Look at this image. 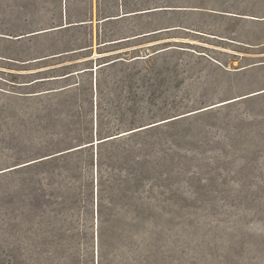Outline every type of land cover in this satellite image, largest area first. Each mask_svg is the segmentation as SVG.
Returning a JSON list of instances; mask_svg holds the SVG:
<instances>
[{
    "label": "rangeland",
    "instance_id": "rangeland-1",
    "mask_svg": "<svg viewBox=\"0 0 264 264\" xmlns=\"http://www.w3.org/2000/svg\"><path fill=\"white\" fill-rule=\"evenodd\" d=\"M113 1L0 0L3 36L38 33L19 42L0 39L1 55L34 58L0 56V264L14 263L15 215L41 200L43 176L55 163L24 165L74 146L86 133L91 99L86 76L79 90L58 96L23 92L71 83L75 76L33 88L5 80L24 81L74 63L92 66L95 60L81 62L124 51H131L126 62L103 72L99 103L108 125L166 123L128 143L134 146L128 163L151 185L152 210L147 241L124 240L120 264H264V45H256L264 42V21H258L264 0H122L137 13L163 11L111 20L101 32L97 7L111 10ZM90 7L92 24L42 33L88 16ZM171 24L204 32L183 28L97 48L102 40ZM77 37V44L90 38L93 49L37 61L54 49L73 48L69 41ZM164 47L173 49L147 63H127L134 54L145 58ZM249 65L255 66L245 69ZM122 146L110 147L117 153Z\"/></svg>",
    "mask_w": 264,
    "mask_h": 264
},
{
    "label": "trees",
    "instance_id": "trees-1",
    "mask_svg": "<svg viewBox=\"0 0 264 264\" xmlns=\"http://www.w3.org/2000/svg\"><path fill=\"white\" fill-rule=\"evenodd\" d=\"M112 3L108 7L111 10L97 7V19L102 20L101 25H99L101 32L102 25L111 20H121L136 14L163 11L162 9L144 8V12L137 13V9L129 10L126 8L122 0H117V4L114 1ZM89 9L88 16L74 21L68 18L66 24L52 25L49 27V31L42 33L70 31L92 24V8ZM183 28L204 32L182 24H171L154 30L141 31L107 40H102V33H100L99 37L101 36L100 40L102 41L97 43V48L112 44L119 45L122 42ZM2 34L5 33L0 32V39L3 41L13 42V40H17L16 42H19L25 36L38 33L29 35H26L27 33L18 35L6 33L7 36ZM229 39L237 41L234 38ZM78 40L77 37L69 41L73 48L54 49L38 57L37 61L59 59L62 56L88 52L93 49L90 38L89 41L85 40L77 44ZM246 44L252 45L247 42ZM256 45L263 46L264 42ZM161 49L143 54L145 58H141V54H134L128 58L130 61L127 63H139L142 62L141 60L147 63L159 53L173 48L166 49L164 47ZM128 52L131 51L118 53L123 55L105 61H103L105 56H98L95 59L89 58L81 62L86 64L88 61L95 60L92 66L74 63L75 65L72 64L70 67L66 66L64 71L47 70L41 74L43 76L37 77L34 76V73L24 81L5 80L11 85L10 87L19 84L18 86L33 88L38 83L65 81L75 76L77 81L71 83L23 92L28 94L25 97L45 94L58 96L79 90L82 83L81 78L86 76L90 96L88 93L86 95L91 97L89 101L87 100L89 116L83 121L86 133L75 139L76 144L66 149L50 152L46 154L47 158L24 165L43 166L45 164L54 165L55 163L53 168L49 167L50 169L45 171L44 175L46 176L42 175L44 187L40 188L42 193L38 194L41 196V200L30 202L29 207H23L15 215L12 234L13 264H120V250L121 247H125L122 245L124 240L134 237L140 242L147 241L149 231L146 227L150 219L147 212L152 210L148 201L151 197L152 188L151 185H145V177L141 173L140 167L134 168L128 163L130 150L134 148L128 143L132 141L133 137L144 133L149 128L153 129L154 126L166 122L140 129L137 128L143 125L132 127L133 125L130 123H126L122 129L111 127L108 125L109 118L103 114V108L99 103L105 68L115 66L117 62H126L125 55ZM0 56L5 59H12L14 62L28 61L30 63V60L34 59H17L1 54ZM253 66L255 65L246 66L245 69ZM171 121L173 120L167 122ZM115 143L124 145L117 153L110 147ZM23 209L24 211H22ZM23 215L29 217L27 221H23L21 218Z\"/></svg>",
    "mask_w": 264,
    "mask_h": 264
},
{
    "label": "crops",
    "instance_id": "crops-1",
    "mask_svg": "<svg viewBox=\"0 0 264 264\" xmlns=\"http://www.w3.org/2000/svg\"><path fill=\"white\" fill-rule=\"evenodd\" d=\"M253 18V17H252ZM256 19H258V18H256ZM259 20H264V17L263 18H259Z\"/></svg>",
    "mask_w": 264,
    "mask_h": 264
},
{
    "label": "water",
    "instance_id": "water-1",
    "mask_svg": "<svg viewBox=\"0 0 264 264\" xmlns=\"http://www.w3.org/2000/svg\"><path fill=\"white\" fill-rule=\"evenodd\" d=\"M123 134H125V133H123ZM44 158H47V157H44ZM44 158H41V159H39V160H42V159H44Z\"/></svg>",
    "mask_w": 264,
    "mask_h": 264
}]
</instances>
